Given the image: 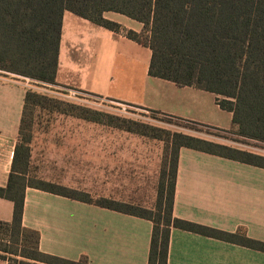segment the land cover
<instances>
[{
	"label": "crops",
	"instance_id": "1",
	"mask_svg": "<svg viewBox=\"0 0 264 264\" xmlns=\"http://www.w3.org/2000/svg\"><path fill=\"white\" fill-rule=\"evenodd\" d=\"M104 17L127 29L143 30L141 22L123 14L106 11ZM150 60V48L123 32L63 12L56 84L210 127H232V114L218 106L214 93L151 76ZM4 74L0 73V186L8 180L26 91ZM56 134L55 138L64 137L63 141H55L56 153L71 154L73 145L67 144L68 133ZM104 149H99L100 154ZM117 160L113 169L121 166ZM89 163L81 180L93 179L87 173ZM65 164L71 167V162ZM96 164V185L102 191L99 193L109 195L108 182L112 179L111 185H122V177L113 174L108 179L99 172L104 170L103 156L96 157ZM50 182L70 186L64 180ZM111 198L124 201L117 195ZM12 214L13 202L0 197V221H11ZM172 214L222 231H241L264 242V168L180 147ZM21 223L38 233L39 249L47 254L74 261L85 257L89 264L148 261L152 222L142 217L28 186L24 190ZM0 264L7 261L0 259ZM167 264H264V252L172 228Z\"/></svg>",
	"mask_w": 264,
	"mask_h": 264
},
{
	"label": "trees",
	"instance_id": "2",
	"mask_svg": "<svg viewBox=\"0 0 264 264\" xmlns=\"http://www.w3.org/2000/svg\"><path fill=\"white\" fill-rule=\"evenodd\" d=\"M64 11L123 32L149 47L148 74L178 86H194L214 93L218 106L232 114V127L219 129L150 111L219 132L231 131L235 142L248 144L251 141L264 146V0H0V71L56 84ZM106 11L141 22L143 30L136 32L106 19ZM143 34H147L144 40L140 38ZM23 100L20 126L27 106L41 103V98L32 90L25 91ZM172 137L170 153L167 146L164 155L153 208L107 198L94 201L89 193L41 179L39 184H26L28 141L18 140L7 183L0 186V197L13 202L11 221H0V230L6 228L4 237L0 238V259L7 264H89L85 257L74 261L39 249L38 233L21 223L24 190L28 186L150 220L152 232L147 264H167L172 228L264 252V242L244 232L222 231L172 214L180 147L262 168L264 155L184 133H173ZM25 233L30 240L23 238Z\"/></svg>",
	"mask_w": 264,
	"mask_h": 264
},
{
	"label": "rangeland",
	"instance_id": "3",
	"mask_svg": "<svg viewBox=\"0 0 264 264\" xmlns=\"http://www.w3.org/2000/svg\"><path fill=\"white\" fill-rule=\"evenodd\" d=\"M145 35L140 38L144 40ZM0 73H6L4 75L8 80L25 90L34 91L41 98V103L29 104L24 110L18 132V140L22 143L28 141L29 156L24 176V182L28 185L39 184L40 179L49 182L64 180L70 184L64 187L89 193L94 201L112 199L117 195L125 202L153 208L164 155L167 146V152L170 153L173 133L189 134L264 155L262 144L251 141L248 144H236L231 131L219 132L196 126L74 87L48 84L4 71ZM218 97L223 98L220 95ZM126 128L131 130H124ZM56 131L68 133L67 144L73 145L71 154L56 153L55 141L64 140V137H54L58 135ZM101 147H105L103 154H100ZM97 156L105 159L104 170L99 169V172H104L108 179L113 174L122 177V185H111L112 179L111 183L108 182L106 190L109 195H101L99 192L102 191L96 185ZM118 157L120 160H117ZM116 160L121 166L113 169ZM66 161L71 162V167L63 165ZM87 161L90 162L87 173L93 178L92 181L81 180V175L86 173ZM63 167L67 168L66 172ZM0 231V238H3L6 228ZM26 237L31 239L28 233L23 236Z\"/></svg>",
	"mask_w": 264,
	"mask_h": 264
},
{
	"label": "built area",
	"instance_id": "4",
	"mask_svg": "<svg viewBox=\"0 0 264 264\" xmlns=\"http://www.w3.org/2000/svg\"><path fill=\"white\" fill-rule=\"evenodd\" d=\"M236 144H238L237 142H235Z\"/></svg>",
	"mask_w": 264,
	"mask_h": 264
}]
</instances>
